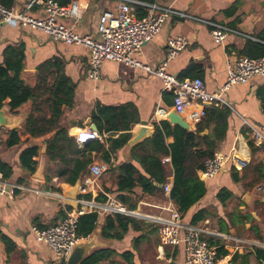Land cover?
<instances>
[{"label": "crops", "instance_id": "crops-1", "mask_svg": "<svg viewBox=\"0 0 264 264\" xmlns=\"http://www.w3.org/2000/svg\"><path fill=\"white\" fill-rule=\"evenodd\" d=\"M28 1L0 0V4L6 8L24 10ZM156 3L160 7L169 8L191 18L174 16L167 19L159 34L141 47L136 55L138 61L150 67L158 66L166 59L167 38H185L188 41L187 46L176 58L168 62L166 71L182 80L201 77L205 91L220 96L216 103H206L203 106L213 104L218 108L227 107L231 112L225 139L215 152L230 157V160L217 177L204 182L206 194L182 216L183 224L189 226L194 213L210 208L213 216L197 226L220 235L202 237L205 242L212 239L222 243L228 255L219 258L226 260H221L219 264L227 263L235 253L247 254L255 249L248 246L257 243L256 238L250 236L251 225L258 230L259 237L264 233V183L261 181L251 188H245L246 185L257 181L255 172L251 170L245 171L247 178L239 183H234L231 178L232 168L238 171L240 178L243 169H248L251 162L259 164L258 168L264 170V114L260 99L256 96L258 88L264 85V76L252 78L244 85H235L228 91L221 92L227 78L228 59L243 56L241 53L247 42L264 45L259 37L264 30V0H156ZM67 5L74 7L75 12L72 18L61 23L73 28L79 36L93 38L97 37V23L102 13L114 7L112 2L106 0H69ZM82 6L84 10L76 12L77 8ZM24 11L33 17L42 16L36 9ZM143 13L145 14V11L142 8L135 7L137 18ZM206 23H217L233 32L227 34L222 44H215ZM9 50L13 53V60L22 59L20 78L24 84L34 86L37 68L43 63L50 62L52 64L49 68V72L52 73L50 85L56 87L61 82L64 87H73L72 104L61 108L59 126L65 128L69 142L78 148L83 146L75 141V136L80 130L90 129L103 136L98 145L95 143L91 145L99 149L86 152L91 158V165L105 167V172L97 180L95 187L87 189V195L90 200L96 202L99 195L114 199L115 194L106 190H115L117 175L116 172L107 171L108 166L104 162V154L110 146L109 140H115L125 133L131 135L143 127L142 124L153 131L154 124L168 121L166 116L173 110V106L172 101L170 104L164 99L162 81L140 69L109 61L103 63L99 79L91 80L88 78L90 52L86 47L67 46L49 39L41 32L3 23L0 24V63H4L5 53ZM8 103L9 99L3 102L5 121L4 124H0V162L10 169L6 180L29 189L53 191L61 194L63 198L62 200L48 198L29 190L16 191L13 195L0 197V264H60L53 251L37 241L32 231L33 228L43 230L54 226L66 213L75 210L65 203V195L73 186L59 179L57 174L59 164L49 163L46 156V141L56 131L42 137L31 138L22 131L23 123L31 110V102L23 104L16 114L9 112ZM112 108L125 113V117H122L117 125L118 130H108L107 124L92 119V115L98 114V110ZM185 117L181 115L184 120ZM50 118L48 115L47 119ZM191 127V131L195 129L193 124ZM12 131H17L19 142L9 146ZM172 143V137L165 139L166 146ZM248 143H251L252 148ZM32 147L38 148V154L32 157L36 166L34 172L30 173L22 168L20 155L25 149ZM132 148L127 143L115 154L110 153L112 168H118L130 161ZM69 157L72 159L70 165H73L76 156L71 154ZM165 164L168 168L167 182L171 184L173 180L171 163L169 161ZM82 181L76 182L77 199ZM220 190H226L232 196L224 206L216 199ZM132 197L137 202L133 212L141 216L168 218L167 209H174L165 195L152 197L144 194L140 187L132 190ZM238 212L246 216V220L233 228L221 226L227 228V232H219L218 222L222 220L229 225L226 215ZM107 216L109 215L98 214L96 229L81 243L93 240L96 243L93 251L110 249L116 253L129 252L132 264H183V246L171 248L162 245L157 225L143 218L133 217L149 226L143 225L141 229L129 228L120 239L102 238V227ZM208 224L211 225L210 229L207 227ZM183 235L184 231H181L180 236ZM250 264H258L253 255L250 257Z\"/></svg>", "mask_w": 264, "mask_h": 264}, {"label": "trees", "instance_id": "trees-1", "mask_svg": "<svg viewBox=\"0 0 264 264\" xmlns=\"http://www.w3.org/2000/svg\"><path fill=\"white\" fill-rule=\"evenodd\" d=\"M60 5H67L69 0H57ZM139 3L151 4L154 0H133ZM143 13L139 18L143 17ZM260 40L264 42V30L259 35ZM241 55L249 58H260L264 56V45L253 42H247ZM22 59L13 60V53H5L4 63H0V109L3 102L9 99L8 108L11 114H16L18 109L28 101L31 102V110L26 117L22 131L29 134L31 138H38L49 134L52 131L56 133L46 141V156L49 163H58L60 169L58 177L71 186H74L78 180H83L88 174V167L92 164L88 153L93 149L92 144L98 141H92L84 144L82 148L69 142L66 137V130L59 126L60 117L62 116L61 108L72 104L73 87H64L59 82L56 87L50 85L52 73L49 72L50 62L43 63L37 68L36 80L34 86H28L20 78L22 71ZM199 78V76L190 79ZM179 80H182L181 78ZM256 96L260 99L262 112L264 114V85L258 88ZM164 99L171 104L172 95L165 93ZM170 100V101H169ZM204 116L202 120L195 125L192 131L184 130L177 125H172L168 121H161L154 124L153 134L150 138L145 139L141 143L135 145L131 150V160L123 163L118 168H112L110 164L109 154L115 152L125 146L131 135L125 133L115 140H109V150L104 154V162L107 164V171L116 172L115 190L106 189L107 192L115 194V200L123 205L128 211L136 209V199L132 197V190L140 187L144 194L152 197L164 196L163 187L167 183L168 168L162 163V158L169 156L173 180L169 193V200L174 209L184 216L190 208L197 204L206 194V188L202 181L199 180L197 173L204 168L206 161L211 159L218 149V145L225 139L227 130V121L231 115L227 107H215L213 104L205 105ZM119 109H100L98 114H93L92 119L95 122L102 121L108 125V130H118L117 125L121 122L125 113L118 111ZM50 115L51 118L47 119ZM207 132V133H204ZM173 138V143L166 146L165 139ZM19 142L17 131L11 132V140L8 142L12 146ZM100 146V145H99ZM248 146L252 148L251 143ZM101 147V146H100ZM38 148L32 147L25 149L20 155V164L22 168L30 173L34 172L36 163L32 161V157L37 156ZM76 156L70 159L69 155ZM237 158V156H235ZM259 164L250 163L248 169H243L242 176L238 177V171L232 168L231 178L234 183H239L247 177L245 171H254L257 181L245 188H251L254 184L264 183V170H260ZM0 173L4 178H8L10 169L0 162ZM153 181V182H152ZM159 185L162 188H159ZM90 199L89 195L85 196ZM232 196L226 190H220L216 195V199L223 206L231 199ZM106 201L104 195H99L98 202ZM242 213H232L226 215L229 225L224 221L218 222L219 232H227V228H233L236 224H242L246 220V216ZM241 215V217H240ZM213 216L211 210L202 209L194 213L189 224L197 226ZM98 221L97 213H84L77 220L76 235L80 238L90 236L96 229ZM147 225L137 221L131 216H123L119 214L109 215L105 218L102 227L101 236L104 239H120L128 231V229H141V226ZM250 226V231L255 238L259 237L258 230ZM203 240L204 238L201 237ZM209 247L217 248V257L222 258L228 255L220 241L207 239ZM253 255L258 264H264V249L255 248L252 253L238 254L235 253L230 264H250V257ZM118 261H117V260ZM81 264H132L131 253H116L114 250L102 249L93 251Z\"/></svg>", "mask_w": 264, "mask_h": 264}, {"label": "built area", "instance_id": "built-area-1", "mask_svg": "<svg viewBox=\"0 0 264 264\" xmlns=\"http://www.w3.org/2000/svg\"><path fill=\"white\" fill-rule=\"evenodd\" d=\"M112 2V10L102 13L97 23V37L79 36L73 28L64 25L61 21L73 17L75 9L71 5H60L57 0H29L24 10H39L41 17H33L24 10L6 8L0 4V24H10L22 29L38 31L49 39L62 42L67 46H83L90 52L88 63V78L98 80L101 67L104 62H117L125 66L140 69L153 75L162 81L163 92L172 95L173 110L178 115L186 116L185 120L190 125H196L204 116V104L217 102L219 94H209L205 91L204 83L199 78L179 80L176 76L166 71L170 60L176 58L185 49L188 41L183 37H168L166 41V59L158 66L150 67L138 61L136 55L141 47L149 43L159 34L163 23L174 16L189 17L185 14L176 13L169 8L160 7L156 0L151 4L139 3L133 0H106ZM135 7L145 11V15L137 18ZM84 10L77 8L76 12ZM193 19V18H192ZM209 33L215 44H222L227 34L233 32L229 28L217 23H206ZM240 34L239 32H235ZM264 76V56L260 58H249L240 56L227 61V78L221 92L228 91L235 85H244L252 78ZM190 107V110H188ZM94 138L102 141L103 136L97 132L85 129L75 136L78 145H84L87 140ZM230 157L215 153L211 159L205 162L204 168L197 175L200 181L207 182L217 177ZM168 157L163 158V163H168ZM105 172V167L91 165L89 176L84 178L79 188V198L76 200L78 208L69 211L65 217L56 225L43 230L33 228L37 241L48 246L60 264H65L73 248L80 244L84 238L76 235L78 218L85 212L102 215H123L135 218H143L158 227V237L162 245L177 248L183 246V264H219L221 260L217 257V248L209 247L201 239L204 235L220 237V235L207 231L198 226L183 224L182 216L175 209H167L168 218L141 216L133 211H128L115 199L106 198L103 203L93 199H86L89 187H95L97 180ZM33 191L48 198L61 199L62 195L53 191H41L29 189L20 184L9 183L0 173V197L13 195L16 191ZM171 184L166 183L163 187L164 195L169 196ZM184 231L181 237L180 232ZM255 248H260L259 243H251Z\"/></svg>", "mask_w": 264, "mask_h": 264}, {"label": "water", "instance_id": "water-1", "mask_svg": "<svg viewBox=\"0 0 264 264\" xmlns=\"http://www.w3.org/2000/svg\"><path fill=\"white\" fill-rule=\"evenodd\" d=\"M3 107V106H2ZM167 120L172 125H177L184 130L191 131V125L186 122L180 115H178L174 110L169 112L166 116ZM3 111L0 109V124H4ZM143 127H140L137 131L131 134L130 139L128 140V145L134 147L135 145L141 143L145 139H148L152 136L153 131L148 129L145 124H142ZM153 182V181H152ZM78 184L76 183L68 193L65 195V203L68 207L77 209V191ZM159 188H162L159 185ZM96 247V243L93 240L86 241L84 243H80L76 245L69 257L67 258L65 264H81L85 261V259L92 253L94 248Z\"/></svg>", "mask_w": 264, "mask_h": 264}, {"label": "rangeland", "instance_id": "rangeland-1", "mask_svg": "<svg viewBox=\"0 0 264 264\" xmlns=\"http://www.w3.org/2000/svg\"><path fill=\"white\" fill-rule=\"evenodd\" d=\"M234 203L236 204V200H234ZM210 209V208H209ZM258 214V213H257ZM210 224H208L207 225V227L210 229ZM202 228H204V227H202ZM250 236L251 237H253V238H255L254 236H253V234L250 232ZM256 241H257V243H259V246L258 247H260L259 249H264V233H262V236L260 237V240L258 239V238H256ZM248 245V244H247ZM248 246H250V247H253L252 245H248ZM223 260H225V259H223ZM226 261V260H225ZM221 264H229V261L227 262V263H221Z\"/></svg>", "mask_w": 264, "mask_h": 264}, {"label": "clouds", "instance_id": "clouds-1", "mask_svg": "<svg viewBox=\"0 0 264 264\" xmlns=\"http://www.w3.org/2000/svg\"><path fill=\"white\" fill-rule=\"evenodd\" d=\"M92 141H95L94 138H90L89 140H87V141L85 142V144L88 143V142H92Z\"/></svg>", "mask_w": 264, "mask_h": 264}, {"label": "bare ground", "instance_id": "bare-ground-1", "mask_svg": "<svg viewBox=\"0 0 264 264\" xmlns=\"http://www.w3.org/2000/svg\"><path fill=\"white\" fill-rule=\"evenodd\" d=\"M243 154H244V151H243ZM245 155V154H244Z\"/></svg>", "mask_w": 264, "mask_h": 264}]
</instances>
